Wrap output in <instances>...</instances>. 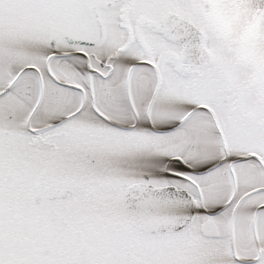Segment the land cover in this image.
Here are the masks:
<instances>
[{
	"label": "snow or ice",
	"instance_id": "1",
	"mask_svg": "<svg viewBox=\"0 0 264 264\" xmlns=\"http://www.w3.org/2000/svg\"><path fill=\"white\" fill-rule=\"evenodd\" d=\"M0 264H264V0H0Z\"/></svg>",
	"mask_w": 264,
	"mask_h": 264
}]
</instances>
